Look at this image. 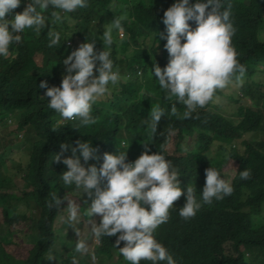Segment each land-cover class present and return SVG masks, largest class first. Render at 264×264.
Instances as JSON below:
<instances>
[{
  "label": "trees",
  "instance_id": "16d2710c",
  "mask_svg": "<svg viewBox=\"0 0 264 264\" xmlns=\"http://www.w3.org/2000/svg\"><path fill=\"white\" fill-rule=\"evenodd\" d=\"M172 2L87 0L86 7L62 13L65 18L51 25L52 30L60 33L59 46H48L46 33L50 21H46L41 32L26 29L21 41L9 46L8 56L0 57V224L8 232L24 230L37 236L35 241L28 242L27 256L22 259L10 254L5 247L7 243L0 240V264H73L76 240L52 247L55 241L52 225L67 201H62L59 209H49L45 202L57 193L58 197L77 201L86 210L91 201L81 200L74 186L62 184L60 174L66 166L52 160L54 153L60 152L61 142L76 139H90L97 147L101 159L88 161L97 167L105 151H123L127 147L126 159L131 161L144 150L145 144L150 151L163 149L179 173L182 192L176 199L177 205L169 209L168 221L157 227L154 236L166 246L176 264H264V139L256 140L258 135H264V90L256 81L260 71L264 72V0H224L222 5L228 8L235 29L231 42L238 54L236 58L246 69L231 98L238 103L249 97L255 105L252 109L237 106L233 118L221 112L216 99L219 90L213 100L188 118L169 115L174 100L164 99L151 75V67L153 61L161 68L167 63L164 40L159 33L165 28L163 11ZM27 3L28 0H21L6 13V18L22 11ZM112 3L118 4L116 9L111 8ZM51 11L45 10V15ZM123 13H127L121 21L125 37L119 40L113 37L111 45V58L122 78L93 104L94 124L79 129L71 126L74 121L57 125L61 117L47 107L49 98L43 97L45 89L38 87L40 80H46L49 86H59L65 68L62 61L68 53L85 39H97L94 47L101 48L102 30L110 26L114 16ZM129 17L132 21L128 22ZM189 24L195 27L194 21ZM141 88L151 96L138 98ZM155 104L164 108L165 116L158 122L156 133L149 137L145 122ZM175 107L182 114L184 106ZM53 125H57V130L51 128ZM18 140L23 141L18 153L24 154L25 159L11 156L10 147ZM217 143L221 151L211 152V157H207L210 145ZM210 166L223 175H232L229 178L232 194L202 204L193 217L181 218L178 208L184 202L183 189L187 184L192 186L199 198L205 169ZM14 168L23 183L28 184L27 188L22 189L12 177ZM244 168L250 170L247 180L239 176ZM99 219L97 216L95 221L99 223ZM256 219L261 221L258 227L250 223ZM115 238V235L101 237L97 249L105 252L116 249L119 255L113 245ZM122 245L123 241L117 247Z\"/></svg>",
  "mask_w": 264,
  "mask_h": 264
},
{
  "label": "clouds",
  "instance_id": "9594fccd",
  "mask_svg": "<svg viewBox=\"0 0 264 264\" xmlns=\"http://www.w3.org/2000/svg\"><path fill=\"white\" fill-rule=\"evenodd\" d=\"M20 3L21 0H0V57L8 56L9 46L20 42L26 29L41 32L46 21H50L46 33L48 46H59L60 33L52 30L51 25L65 18L62 13L87 6V0H28L22 11L6 18V13ZM223 4L224 0H195L194 3L173 0L163 11L165 28L159 36L164 40L168 60L163 68L153 61L151 75L158 82L164 99L174 100L169 115L188 118L213 100L217 90L233 79L240 82L246 71L236 58L238 54L231 42L235 29L229 19L230 12L227 7H222ZM49 8L53 11L45 15ZM123 19V16H114L110 26L104 27L101 48L94 47L97 39H85L68 53L62 61L65 68L59 86H49L46 80H40L38 87L45 89L43 97L49 98L47 107L61 117L57 125L74 121L71 126L79 129L95 123L94 102L108 92L109 85H116L121 78V72L111 58V45L112 32H122ZM189 21H194L195 27ZM145 94L151 96V93ZM176 104L184 106L182 114L177 112ZM162 116H165L164 108L159 104L152 105L150 119L145 122L149 137L156 133ZM57 125L51 128L57 130ZM125 149L103 152L102 162L97 167L95 163H88L90 159H101L97 147L90 139H76L61 142L60 152L54 153L52 160L66 166L60 174L64 186L72 185L79 194L83 192L91 197L83 215L88 218L93 252L106 253L97 249L99 240L115 235L113 245L118 248L121 264L124 261L127 264H140L141 261L176 264L154 232L168 221L169 209L177 205L176 199L181 196L179 173L163 149L150 151L145 144L144 150L131 161L126 159ZM64 152H70V155H63ZM239 176L242 180L249 179L250 170L244 168L239 171ZM232 192L231 182L217 168L210 166L205 169L199 198L192 186L187 184L183 189L184 202L178 208V215L184 219L193 217L202 204L221 200ZM65 200V220L72 227L73 222L78 221L77 201L53 193L45 203L49 209H59ZM94 214L100 217L99 223L92 219ZM0 229L3 231L1 226ZM75 231L78 238L74 251L81 254L76 256L78 261H83V254L90 248L87 238L81 239L79 231ZM122 241L123 245L117 247ZM73 264H76L75 257Z\"/></svg>",
  "mask_w": 264,
  "mask_h": 264
},
{
  "label": "rangeland",
  "instance_id": "374dc122",
  "mask_svg": "<svg viewBox=\"0 0 264 264\" xmlns=\"http://www.w3.org/2000/svg\"><path fill=\"white\" fill-rule=\"evenodd\" d=\"M117 6H118L117 3L111 4L112 9H116ZM126 15H127V13H123L122 16L126 17ZM128 19H129L128 22L132 21V17H129ZM102 32H103V30H102ZM112 36L116 40H119V38L125 37L124 29H122V32H117L116 30H113ZM167 60H168V56L166 57V61ZM138 71H140V70H137V72ZM120 77L122 78V74H120ZM256 81L261 83L263 90H264V72L260 71ZM238 84L239 83L233 79L224 88L219 89V93L216 96V99L218 101L217 103L220 105V108H221V112L225 115H229L231 118L235 117L234 113L236 112V108L239 105H245V106L250 107L251 109L255 107L253 100H250L249 97L242 98L238 103H235L232 100L231 96H232L233 92L237 89V87L239 86ZM110 86L111 85H109V87ZM145 93H149V92L146 91L145 88H141L138 91V98H148L150 96V95L145 94ZM228 95L230 96L229 98H227ZM98 102L95 101L94 104H97ZM20 136H21V134H19V137ZM8 137L9 136L6 133V138H8ZM123 137H125V139H128V136H123ZM261 139H264V135H258L256 138V140H261ZM22 142H23L22 140H18L14 144L11 145L10 152L13 151L11 156H16V158L25 159L24 154L18 153L19 147H21L23 145ZM211 146L213 148H211ZM224 148L226 149L225 146H224ZM218 150L221 151V149L218 146V143L210 145V150H209V154L207 155V157H211V152H213L215 154ZM207 163L209 165L210 162H207ZM15 170H16L15 168L11 169L12 177L16 178V182L18 183V185L20 187H22V189L27 188L28 184L25 185L23 183V180L20 179V177H21L20 174L15 173ZM226 175H223V177L227 180H229V178L232 177V175H229L228 173H226ZM79 196H80L81 200H90L91 199V197H89L87 194H85L83 192L81 194H79ZM63 207L64 206H62L61 209L59 210L57 216L55 217L53 225H52L53 233L55 234V241H54V244L52 246L53 248H57V245L59 246V244L62 241L66 242V243H71V242L75 241L78 238L76 231H75V229H77L80 233L81 239L87 238L88 248H90L88 250V253L83 254V255H85V259L83 260L84 264H87V262H90L91 264H121V260L118 257L116 249H111L109 252H106V253H96V252L92 251L94 245H91L92 235H91V232L89 230L90 227H89V223H88V218L83 215V213L85 211L83 205H81L79 207L78 221L73 222L72 227H74L75 229L67 226L68 223L65 220L66 207L65 208H63ZM262 210L264 211V205H263ZM262 213L264 214V212H262ZM96 217H97V215L94 214L92 219L95 220ZM258 221L261 222L260 220L256 219L255 221H251L250 223L253 226L258 227L259 226ZM0 226L3 229V231H1V229H0V240L3 243H7V244H5L6 246L5 245L4 246L7 248L8 252L16 258H21V259L25 258V256H27L28 247H29L28 242L32 243L33 241L36 240V238H37L36 233L31 232L29 234H26V231H24V230H22V231L14 230L13 232L10 233V232H7L5 230V226L3 224H0ZM2 232H3V237L1 235ZM77 255H81V254L76 252V255L74 256L76 264H81V262H79L78 258L76 257Z\"/></svg>",
  "mask_w": 264,
  "mask_h": 264
}]
</instances>
